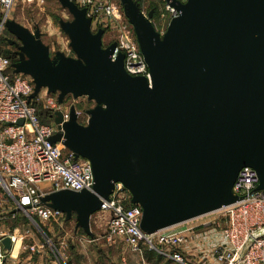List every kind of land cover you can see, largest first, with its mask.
<instances>
[{
    "label": "water",
    "instance_id": "water-1",
    "mask_svg": "<svg viewBox=\"0 0 264 264\" xmlns=\"http://www.w3.org/2000/svg\"><path fill=\"white\" fill-rule=\"evenodd\" d=\"M57 1L71 16L58 25L72 56L51 55L39 28L2 23L16 49L13 72L32 81L29 101L46 90L58 104L67 96L94 103L85 125L73 106L67 119L55 112L59 131L50 139L90 163L91 191L49 193L42 206L93 239L90 219L115 184L141 208L148 235L237 202L233 185L244 167L264 191V0H167L178 16L162 34L154 10L118 0L150 81L128 75L122 54L111 60L115 42L103 45L105 31L91 30L85 8ZM2 246L10 251L9 237Z\"/></svg>",
    "mask_w": 264,
    "mask_h": 264
},
{
    "label": "built area",
    "instance_id": "built-area-1",
    "mask_svg": "<svg viewBox=\"0 0 264 264\" xmlns=\"http://www.w3.org/2000/svg\"><path fill=\"white\" fill-rule=\"evenodd\" d=\"M70 1L87 10L92 24L113 33L111 42H115V48L111 60L122 54L123 67L128 75L150 81L133 29L119 5L111 0ZM176 1L184 4L187 0ZM12 2L0 0V5L7 11ZM158 2L160 8L151 23L162 34L169 22L178 16V11L167 0ZM11 64L8 58L0 55V190L13 206L8 214L14 217L21 213L40 223L65 219L63 214L42 206L40 199L62 190L91 191L90 163L82 158L75 160L60 143L50 142L59 130L53 121L41 123L34 106L39 97L28 100L33 92L31 79L15 74ZM42 101L52 118L61 104L51 95ZM62 113L67 119L68 114ZM20 121L22 125L18 124ZM258 183L256 172L244 167L233 185L239 198L237 202L150 235L139 228L141 208L130 203V195L121 184H115L109 200L102 201L97 212L108 215L103 240L108 246L119 242L138 256H142L146 248L175 264H264V191L257 189ZM127 203L129 207H126ZM203 218L208 219L197 225L191 224ZM5 237L10 239L9 252L2 246ZM21 240L16 234L0 233V264L7 261L15 243ZM141 264L150 263L142 261Z\"/></svg>",
    "mask_w": 264,
    "mask_h": 264
},
{
    "label": "rangeland",
    "instance_id": "rangeland-1",
    "mask_svg": "<svg viewBox=\"0 0 264 264\" xmlns=\"http://www.w3.org/2000/svg\"><path fill=\"white\" fill-rule=\"evenodd\" d=\"M111 1L119 5L121 9L118 0ZM137 1L145 14L160 8L158 0ZM6 20H13L30 32L39 28L41 40L49 47L51 55L59 51L66 56H72L68 48V39L58 25L59 20L70 21L71 16L57 0H13L7 11L0 5V53L4 56H7L9 52L7 45L3 44V39L8 37L2 28V23ZM97 29L100 27L93 23L91 30L95 32ZM103 30L105 33L102 42L106 46L111 43L114 35L109 30L104 28ZM47 95L49 94L46 90L40 91L36 97H39V100L34 103L41 122L44 115L49 113L42 101ZM51 96L56 98V95ZM71 106L77 112L79 124L85 125L87 120L85 111L93 108L94 103L88 102L86 98L73 100L71 96H67L59 105V111L68 114ZM51 122H43V124ZM5 201L0 190V233L16 234L22 240L17 243V251L12 252L14 256L12 257L11 253L4 264H120V256L122 254L125 257L128 256L129 252L121 243L108 246L104 242L106 219L102 214L96 213L90 219V231L94 235L91 239L79 230H74L73 219L66 221L64 218H59L40 223L37 220L31 221L21 213H16L12 217L8 212L13 209V206L9 201L5 204ZM207 219H199L191 224L197 225ZM31 247L33 249H30ZM128 259V264H136L131 257Z\"/></svg>",
    "mask_w": 264,
    "mask_h": 264
},
{
    "label": "trees",
    "instance_id": "trees-1",
    "mask_svg": "<svg viewBox=\"0 0 264 264\" xmlns=\"http://www.w3.org/2000/svg\"><path fill=\"white\" fill-rule=\"evenodd\" d=\"M137 1V0H136ZM156 13H157V9H154V16H153V18H155L156 17ZM106 30V29H105ZM6 34H7V32L6 31H4ZM7 36L9 37V35L7 34ZM4 40V39H3ZM3 44H5L6 45V42H5V40L3 41ZM0 55H2L1 53H0ZM2 56H4V55H2ZM4 57H6V58H8L10 61H11V63H13L14 61H16V58H14L13 56H11V54H10V52H8V55L7 56H4ZM35 105V104H34ZM51 114L50 113H47V114H45L44 115V119L42 120L44 123H46V122H51ZM43 122H41V123H43ZM130 206V204L129 203H127V205H126V207H129ZM82 234H84L81 230H79ZM144 257L147 259V262L148 263H150V264H175V263H173L172 261H170V260H166V259H164L163 257H161V256H159L156 252H154V251H149L148 249H144Z\"/></svg>",
    "mask_w": 264,
    "mask_h": 264
},
{
    "label": "crops",
    "instance_id": "crops-1",
    "mask_svg": "<svg viewBox=\"0 0 264 264\" xmlns=\"http://www.w3.org/2000/svg\"><path fill=\"white\" fill-rule=\"evenodd\" d=\"M103 217L106 219V223H107L108 215H104ZM17 243H18V241L15 243L14 249L12 251L14 253L17 251V248H18V244ZM13 256L14 255L12 253V257ZM130 257L136 261V264H141L142 261H146L147 262V259L144 257V250H143L142 256H138V255H135V254L130 253V252L128 253V256L127 257H125L124 254H122V256H120V264H128V262H129V259L128 258H130ZM208 264H212V263L209 262Z\"/></svg>",
    "mask_w": 264,
    "mask_h": 264
},
{
    "label": "flooded vegetation",
    "instance_id": "flooded-vegetation-1",
    "mask_svg": "<svg viewBox=\"0 0 264 264\" xmlns=\"http://www.w3.org/2000/svg\"><path fill=\"white\" fill-rule=\"evenodd\" d=\"M6 38H10V37H6ZM4 40H5V38H4ZM5 42H6V40H5ZM6 45L9 48V52H10L11 56L16 58V56H15V53H16L15 47L13 45H9L7 42H6Z\"/></svg>",
    "mask_w": 264,
    "mask_h": 264
}]
</instances>
